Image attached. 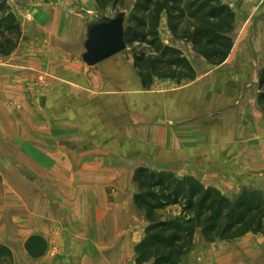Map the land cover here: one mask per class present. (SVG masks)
<instances>
[{
  "label": "crops",
  "instance_id": "obj_1",
  "mask_svg": "<svg viewBox=\"0 0 264 264\" xmlns=\"http://www.w3.org/2000/svg\"><path fill=\"white\" fill-rule=\"evenodd\" d=\"M250 1L258 5L243 7V24L236 17L220 66L175 38L163 13L161 42L197 75L147 87L131 52L84 62L90 24L114 18L96 0H26L12 10L22 41L0 55V247L14 264H136L146 229L134 204L139 167L193 177L230 199L264 193V0ZM49 187L60 188V238L48 210H35ZM33 237L46 243L38 258L26 248ZM183 264H264V236L208 243L199 231Z\"/></svg>",
  "mask_w": 264,
  "mask_h": 264
},
{
  "label": "trees",
  "instance_id": "obj_2",
  "mask_svg": "<svg viewBox=\"0 0 264 264\" xmlns=\"http://www.w3.org/2000/svg\"><path fill=\"white\" fill-rule=\"evenodd\" d=\"M121 0H96L100 8ZM3 8L0 5V13ZM167 14L175 38L191 43L196 55L210 65L226 63L234 48L231 33L236 14L221 0H137L125 25L127 46L141 44L150 51L135 53V65L147 87L154 77L194 80L193 65L175 46L160 40L161 16ZM22 41V29L14 14L0 18V55L12 54ZM260 103L264 105V69L258 82ZM138 192L134 204L147 222L145 237L136 248V264H183L200 231L205 242L217 243L253 234L264 236V193L243 191L231 200L214 188H206L193 177H178L139 167L134 173ZM179 207L175 216L168 211ZM26 248L35 258L46 252L40 237L31 238ZM0 264H14L12 253L0 247Z\"/></svg>",
  "mask_w": 264,
  "mask_h": 264
},
{
  "label": "rangeland",
  "instance_id": "obj_3",
  "mask_svg": "<svg viewBox=\"0 0 264 264\" xmlns=\"http://www.w3.org/2000/svg\"><path fill=\"white\" fill-rule=\"evenodd\" d=\"M25 1L26 0H0V5L3 8L2 12L0 13V18H2L4 14L10 13V12L16 16L17 12H12V10H14L16 7H19L20 6L19 4L22 5ZM44 1L48 4L54 2V0H44ZM136 1L137 0H121L117 6H115L112 3L111 5L108 6V7H112L109 10L106 11L107 7L102 9L103 14L101 16L111 12V15L114 16L115 18L119 13L125 12L127 14V19H126L127 21L128 18L132 14V10H133V7ZM221 1L224 2L226 5L228 4L229 7L233 9V11L235 12L237 11L236 17H238V23L240 24H243V21L246 19L244 18L243 14L247 15L244 13L243 7L246 8V6L251 7L252 5L254 6L258 5V1H255L254 3H252L250 0H221ZM241 9L243 10V12H241L242 11ZM262 18L263 16L262 17L260 16L254 19L259 21V20H262ZM262 32L264 33V26H262L261 29L256 31V35H259ZM253 34H255V31L253 32ZM125 51L133 53L135 57V53L150 51V49L146 45H141V44L136 43V44L127 46V49ZM48 201H49L48 203L37 204V207L35 210L37 213L41 211L43 212V214L45 213L44 212L45 209L48 210V215H49L48 228H50V230L52 231V236H56V238H60L62 237V233L66 232V223L63 220H60V188L56 189V187H53V188L49 187ZM179 212H180V208L174 207L168 211L166 216L168 215L175 216L179 214ZM142 216L143 215L139 212V215L137 218V224L139 226V228L137 229H139V231H140V223L142 222ZM145 223H146L145 224V228H146L147 227L146 220H145ZM68 241L70 242L71 238H69ZM64 258H68L66 254H64Z\"/></svg>",
  "mask_w": 264,
  "mask_h": 264
},
{
  "label": "water",
  "instance_id": "obj_4",
  "mask_svg": "<svg viewBox=\"0 0 264 264\" xmlns=\"http://www.w3.org/2000/svg\"><path fill=\"white\" fill-rule=\"evenodd\" d=\"M126 19L127 14L121 12L115 18H104L90 24L83 56L88 66L98 65L127 49Z\"/></svg>",
  "mask_w": 264,
  "mask_h": 264
}]
</instances>
